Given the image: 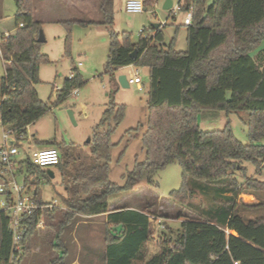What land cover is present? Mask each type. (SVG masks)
<instances>
[{"label": "trees", "instance_id": "16d2710c", "mask_svg": "<svg viewBox=\"0 0 264 264\" xmlns=\"http://www.w3.org/2000/svg\"><path fill=\"white\" fill-rule=\"evenodd\" d=\"M114 1L102 0L101 24L61 23L67 29L66 55H70L72 24L102 25L110 30L105 74L112 81L119 69H148V120L141 137L145 158L139 161L136 157L123 185L110 181L111 152L116 146L112 136L126 114L125 105L111 100L90 144L93 163L82 178L76 176L72 196L65 200L66 211L60 212L59 234L71 231L80 217L107 214L108 223L118 228L107 232L104 264H264V65L260 64L264 54V0H216L211 6L208 0L182 3L181 11H193V23L186 27L187 48L181 52L175 50L174 43L165 47L163 26L143 30L136 43L133 34L114 32ZM156 2L144 0L145 11ZM16 5L17 30L0 40V63L5 69L0 76V118L13 131L15 143L27 140L28 127L50 111L36 88L40 66L49 62L38 42L42 24L34 19L33 0H16ZM71 72L73 77L65 79L58 90L57 104H63L87 83L76 67ZM204 110L246 113L250 143H241L229 123L221 131H202L198 118ZM139 131L140 126L126 135L138 132L135 136L139 137ZM37 143L42 149H61L66 144L56 140ZM245 163L255 166V177H246ZM172 164L180 166L183 179L182 187L170 193L173 202L190 206V182L194 180L214 187L212 196L222 203L219 208H203L200 214L206 220L188 219L180 229L163 232L158 253L144 261L151 239L150 216L130 208L110 212L109 197L130 191L141 182L155 186L156 175ZM57 167H65L61 154ZM23 169L27 173L23 184L37 192L39 182L30 175L45 172L29 161L21 162L16 177L22 176ZM243 195L254 196L257 203L240 204L237 198ZM32 199L39 206L49 205L38 201L37 193ZM239 207L263 215L246 221ZM57 209L36 210L24 216L23 235L16 246L12 218L0 211V264H24L40 219L54 220ZM59 247L63 250L64 245ZM69 258L63 250L51 264H72Z\"/></svg>", "mask_w": 264, "mask_h": 264}, {"label": "rangeland", "instance_id": "374dc122", "mask_svg": "<svg viewBox=\"0 0 264 264\" xmlns=\"http://www.w3.org/2000/svg\"><path fill=\"white\" fill-rule=\"evenodd\" d=\"M125 1L116 0L114 4V15L115 18L118 17V21L115 20L112 28L114 32H131L133 41L136 42L143 23L145 25L148 23L161 24L167 47L173 42L176 51L186 50V27L180 24L186 15L185 12H178L175 16L177 22H175L172 12L163 9V0H158L157 5L142 14H128L123 10L126 5ZM214 1L216 0H208V6H211ZM95 2V0L92 2L90 0L88 4L84 3L86 7L81 14L82 19L86 21L99 19L100 11L96 14ZM179 2L180 0H173L175 6ZM183 2L185 3V0ZM17 13L16 0H0V40L6 31L12 34L16 32ZM60 15L65 22L74 21L80 16L74 7H71L70 11L57 12V16L60 17ZM53 18L55 17L52 15L47 17V22L41 29L45 42L41 44L40 50L48 57L49 62L40 66V83L36 86L39 99L49 105L50 111L28 127L27 140L15 143V145L22 153L17 158L26 160L31 155V150L36 149L35 140H56L59 143H66L61 149L52 148L59 151L65 167L64 169L61 167L42 169L44 174L30 175L32 180L39 182L37 200L48 204L56 201L58 209L55 212V219L44 220V227L38 229L32 238L24 264H51L53 260L60 257L63 250L69 254V259L73 261L72 264H104L107 232L112 233L114 225L108 223L104 215L80 217V222L71 231L59 234L60 212L66 211L65 200H70L72 196L76 176L82 178V175L86 173V168L93 163L90 144L106 105L111 100L125 105L126 114L124 121L112 136V142L116 146L111 152L110 181L123 185L124 176L132 170L136 157L139 161L144 160L141 137L146 131L148 120L149 73L145 68L132 67L122 70V74L128 78L139 71L143 81L141 90L135 84H131L129 88H122L116 80L112 81L105 74L110 49V30L98 26L84 27L78 23L72 24L70 55H66L67 29L62 24L48 22ZM80 63L82 66H79ZM260 64L264 65V54H262ZM73 67L79 69L87 83L83 88L72 92L63 104H57L58 90L62 89L64 80L71 76ZM4 72V64L0 63V76L4 75ZM70 112L73 113L74 120ZM246 118V113L227 115L221 111L204 110L198 119L199 126L204 132L221 131L229 123L234 136L244 145H248L250 140ZM139 126V137L135 136L138 132L126 135L129 130L137 129ZM89 139H91L90 143H88ZM8 141L13 142V137H10ZM2 145L3 130L0 128V147ZM126 147V152L120 159V154ZM244 166L246 177L256 176L254 165L245 163ZM49 170L54 173L55 179L49 178L47 175ZM26 174V170L23 169L22 176L16 177L15 175L18 185H23V178ZM5 177L10 178V174H6ZM240 179L243 180L242 177ZM155 182V186L141 182L130 191L109 197V203L112 205L120 204L121 207L136 208L150 216L151 239L146 246L144 261L158 253L159 241L163 232L168 233L180 229L181 223L188 219L206 220V217L200 214L203 208L205 210L211 207L219 208L222 203V199L212 196L214 187L194 180L190 182V188L193 191L190 206L173 202L169 197L170 193L179 190L183 184L182 170L178 164L169 165L159 172L155 177ZM34 193L35 189H32L29 190L28 195L33 197ZM4 199L5 197L0 195V202ZM237 201L240 204L257 203V199L252 195H243L237 198ZM239 212L246 221L247 219L255 220L263 215L260 211L241 207H239ZM62 244L64 245L63 250L59 247ZM141 263L134 261L133 264Z\"/></svg>", "mask_w": 264, "mask_h": 264}, {"label": "built area", "instance_id": "2783aa9c", "mask_svg": "<svg viewBox=\"0 0 264 264\" xmlns=\"http://www.w3.org/2000/svg\"><path fill=\"white\" fill-rule=\"evenodd\" d=\"M158 1V0H157ZM157 3V2H156ZM155 3V5H156ZM182 2L177 6L173 4L172 12L173 17L182 10ZM126 11L129 14H142L145 12L144 0H129L126 4ZM193 23V11L190 10L186 13L183 25L185 27L191 26ZM23 27V25H20ZM11 34L6 33L4 36L9 37ZM133 66L127 67L132 68ZM70 77H73L71 74ZM131 83L137 85L140 90L143 84L140 78L139 71H136L131 75ZM76 92V90L74 91ZM0 128L3 130V145L0 147V195L4 196L5 199L0 202V211H5L10 214L12 218L11 230L13 232L14 245L16 246L23 235L21 230V224L23 218L26 215H32L36 210L43 211L44 209H53L57 207L56 202L49 204L48 206H39L33 199L28 195V188L23 185H18L15 181V175L20 172V163L29 161L34 166L41 169H47L57 167L60 164V154L56 149H34L31 150V155L26 160H20L17 157L20 156L18 147L15 145V136L13 131L5 126L0 118ZM10 137H13V142L9 143ZM18 141L16 143H19ZM23 153H26L23 151ZM6 174H10L9 177H5ZM44 218L42 217L37 225L38 229L44 227Z\"/></svg>", "mask_w": 264, "mask_h": 264}, {"label": "crops", "instance_id": "0c3cea01", "mask_svg": "<svg viewBox=\"0 0 264 264\" xmlns=\"http://www.w3.org/2000/svg\"><path fill=\"white\" fill-rule=\"evenodd\" d=\"M90 1V0H89ZM88 0H33V6H34V19L35 21L39 22L42 24V26H44L46 24V19L47 17L49 18L50 15L54 16L55 18L51 19L52 21H48V22H53V23H58V24H61L63 21V19H61V16L58 17L57 16V12H63V11H70L71 7H74L76 8L77 12H78V15H80L76 20V22H80V21H86L85 19H82L81 17V14H83V9L86 7L84 5V3L88 4L89 2ZM93 0H91L92 2ZM95 11H96V14L97 11H100L99 13V19H97L96 21H93V20H90V21H93V22H96L97 24H101L103 22V14L101 12V2L102 0H95ZM129 0H126L125 1V4H127ZM188 1V0H185V2ZM116 0L114 1V4H115ZM122 2V0H121ZM158 2V1H157ZM180 2L184 3L183 0H180ZM179 2V3H180ZM164 3H165V0H163V6H164ZM174 4V3H173ZM157 5V3H156ZM126 6V5H125ZM124 6L123 10L126 11V7ZM97 8V9H96ZM126 13H128L126 11ZM55 14V15H54ZM129 14V13H128ZM115 16V15H114ZM185 18V17H184ZM174 21H176V18L173 17ZM116 21H118V17L115 18ZM184 21V19H183ZM183 21L180 22L181 25H183ZM153 24V23H148V25H145L144 23L142 24V29L140 31V34L143 30L147 29L148 27H151L150 25ZM95 26H98V27H104L102 25H95ZM159 26L161 27L162 25L159 24ZM184 26V25H183ZM90 27H93V26H90ZM166 27V25H165ZM105 28V27H104ZM155 30H158V29H155ZM124 32H128V31H124ZM8 33V34H12L11 32H5V34ZM128 33H131V32H128ZM4 34V35H5ZM139 34V36H140ZM186 35H187V28H186ZM138 41V40H137ZM136 41V42H137ZM135 42V43H136ZM173 43V42H172ZM164 45L165 47H167V44L165 43L164 41ZM171 45V44H170ZM169 45V46H170ZM168 46V47H169ZM109 55V53H108ZM108 58V57H107ZM79 66H82V64L80 63ZM77 68V67H76ZM78 69V68H77ZM124 69H127L126 68H122V69H119L117 74H116V82L119 84V81H118V77L121 76V75H124L122 74V70ZM79 70V69H78ZM80 72V71H79ZM81 74V73H80ZM83 77V76H82ZM84 79V78H83ZM128 82H129V86L132 84L131 83V79L128 78ZM120 85V84H119ZM139 88V87H138ZM140 89V88H139ZM105 111V110H104ZM104 113V112H103ZM103 115V114H102ZM38 140H35V143H36V149H42L43 147H41L38 143H37ZM39 142H44V141H39ZM94 158V157H93ZM51 178V177H50ZM52 179V178H51ZM55 179V178H54ZM53 180V179H52ZM1 182V180H0ZM35 193H37L35 191ZM246 196H251V195H246ZM56 202V201H55ZM116 201H114L115 203ZM54 203V202H53ZM113 203V204H114ZM48 204V203H46ZM122 205L120 204H117V205H112L111 203H109V211L110 212H113V211H117V210H122V209H125V208H130V207H121ZM120 207V208H119ZM113 208H116V209H113ZM130 209H136V208H130ZM136 210H139V209H136ZM141 211V210H140ZM102 216V215H101ZM107 219V214L104 215ZM118 227H115L113 229H116Z\"/></svg>", "mask_w": 264, "mask_h": 264}, {"label": "water", "instance_id": "95a60500", "mask_svg": "<svg viewBox=\"0 0 264 264\" xmlns=\"http://www.w3.org/2000/svg\"><path fill=\"white\" fill-rule=\"evenodd\" d=\"M173 7V0H165V3H164V6H163V9L165 11H170ZM153 29H159L160 26L159 24H151L150 25ZM38 42L40 44L44 43L45 42V37H44V34H43V31L41 30L40 31V35H39V38H38ZM136 53V52H135ZM135 53L133 56H135ZM118 81H119V84L121 85L122 88H129V82H128V79H127V76L126 75H121L118 77ZM70 115H71V118L74 120V116H73V113L70 112ZM91 142V139L88 140V143ZM48 174L50 175V177L52 179L55 178V175L52 171H48Z\"/></svg>", "mask_w": 264, "mask_h": 264}]
</instances>
